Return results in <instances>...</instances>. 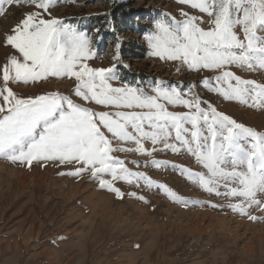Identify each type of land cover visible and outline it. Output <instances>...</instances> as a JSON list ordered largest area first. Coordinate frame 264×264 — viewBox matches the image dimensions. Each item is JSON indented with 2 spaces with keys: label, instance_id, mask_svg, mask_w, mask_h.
I'll return each instance as SVG.
<instances>
[{
  "label": "rangeland",
  "instance_id": "1",
  "mask_svg": "<svg viewBox=\"0 0 264 264\" xmlns=\"http://www.w3.org/2000/svg\"><path fill=\"white\" fill-rule=\"evenodd\" d=\"M4 8L0 67L9 56L19 55L5 44V35L26 13L40 11L45 19L58 18L90 39L91 58L86 62L91 67L112 68L116 79L109 83L114 87L127 85L147 93L157 86L175 87L185 98L198 96L202 108L215 107L237 123L264 133V107L227 100L209 90L204 78L216 72L189 69L181 61L150 55L146 35L156 20H183L181 9L207 19L189 5L178 0H55L47 12L24 3H5ZM258 35L264 36V31ZM230 70L264 84V69L233 65ZM76 83L74 77L50 76L28 83L9 81L8 86L21 98L59 92L97 112L117 110L77 97ZM161 102L169 111H188L182 105ZM106 135L111 138V133ZM169 142L179 147L174 139ZM112 143L135 147L131 141ZM143 143L150 155L111 153L132 172L144 173L155 182L149 187L144 179L130 178L129 183L104 174V179L124 193L122 197L100 187L89 172L68 175L79 167L75 162L33 161L29 166L0 156V264H264V210L250 208L251 215L261 217L251 220L228 207L237 198L210 193L190 179L180 166L194 172L205 170L186 147L173 152L162 143ZM159 185H166L181 199L171 198ZM258 198L264 200V195Z\"/></svg>",
  "mask_w": 264,
  "mask_h": 264
},
{
  "label": "snow or ice",
  "instance_id": "2",
  "mask_svg": "<svg viewBox=\"0 0 264 264\" xmlns=\"http://www.w3.org/2000/svg\"><path fill=\"white\" fill-rule=\"evenodd\" d=\"M54 2L0 0V15L5 14V3H24L47 12ZM178 2L206 14L207 19L181 9L183 20H156L154 29L146 35L150 55L181 61L189 69L212 70L217 74L204 78L209 90L227 100L244 104L251 101V107H264V84L230 70L233 65L264 69V36L258 35L264 31V0ZM205 23L209 27L201 26ZM4 42L19 55L9 56L0 67V156L29 166L33 161L75 162L79 167L68 175L89 172L100 187L122 197L124 193L104 179V174L129 183L130 178L144 179L149 187L155 182L144 173L132 172L111 153L136 151L150 155L144 140H150L153 146L162 143L173 152L186 147L205 171L180 166L182 172L210 193L237 198V202L228 204L234 211L251 220L261 218L248 210L253 206L264 210V200L258 198L264 195V133L237 123L215 107L202 108L198 96L185 98L175 87L169 90L157 86L152 93L127 85L114 87L109 83L116 79L112 68L91 67L86 62L91 58L90 39L58 18L45 19L40 11L26 13L5 35ZM50 76L74 77L77 97L117 110L97 112L59 92L21 98L8 86L9 81L28 83ZM161 101L182 105L188 111H169ZM170 139L179 142V147ZM113 140L131 141L135 147L114 146ZM155 150L153 147L151 151ZM159 186L171 198L181 199L166 185Z\"/></svg>",
  "mask_w": 264,
  "mask_h": 264
}]
</instances>
